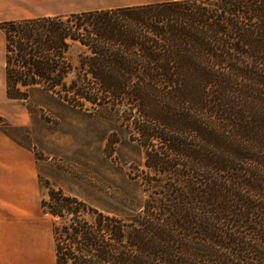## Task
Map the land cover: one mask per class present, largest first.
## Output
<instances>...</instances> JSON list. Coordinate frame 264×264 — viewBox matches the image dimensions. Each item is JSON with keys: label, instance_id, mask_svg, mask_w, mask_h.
<instances>
[{"label": "trees", "instance_id": "16d2710c", "mask_svg": "<svg viewBox=\"0 0 264 264\" xmlns=\"http://www.w3.org/2000/svg\"><path fill=\"white\" fill-rule=\"evenodd\" d=\"M0 29L8 98L109 108L158 194L143 214L120 215L46 181L56 264H264V0H170Z\"/></svg>", "mask_w": 264, "mask_h": 264}, {"label": "rangeland", "instance_id": "374dc122", "mask_svg": "<svg viewBox=\"0 0 264 264\" xmlns=\"http://www.w3.org/2000/svg\"><path fill=\"white\" fill-rule=\"evenodd\" d=\"M8 102L0 129L35 151L40 169L51 176L40 172L44 195L50 181L90 205L120 215L143 214L145 200L158 195L142 182L152 174L143 165L142 148L125 126L118 125L117 117H106L109 108L89 102L86 109L75 108L44 94ZM110 138L117 141L108 145ZM0 217V264H56L52 227L60 218L45 215L41 208L33 214Z\"/></svg>", "mask_w": 264, "mask_h": 264}, {"label": "crops", "instance_id": "0c3cea01", "mask_svg": "<svg viewBox=\"0 0 264 264\" xmlns=\"http://www.w3.org/2000/svg\"><path fill=\"white\" fill-rule=\"evenodd\" d=\"M163 1L170 0H0V22ZM8 99L5 33L0 29V115H4V110L9 105ZM40 168L42 167L33 149L18 143L0 129V216L33 214L39 208L42 209L41 200L44 194L40 187V172L46 178L51 176L48 171L43 172Z\"/></svg>", "mask_w": 264, "mask_h": 264}]
</instances>
